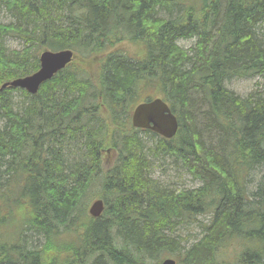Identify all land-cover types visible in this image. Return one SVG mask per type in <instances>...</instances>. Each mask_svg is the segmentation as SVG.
<instances>
[{
  "label": "trees",
  "instance_id": "16d2710c",
  "mask_svg": "<svg viewBox=\"0 0 264 264\" xmlns=\"http://www.w3.org/2000/svg\"><path fill=\"white\" fill-rule=\"evenodd\" d=\"M0 8L13 17L0 21V264H60V256L161 264L185 248L176 230L195 223L205 237L186 247L182 264H222L218 253L236 237L258 245L243 254L263 263L264 92L241 96L228 83L264 75V0H0ZM8 36L24 47L11 50ZM126 37L140 44L137 56L115 49ZM44 48L75 58L36 94L2 87L36 71ZM154 87L178 115L172 139L131 124L138 93ZM169 158L199 186L155 178V161ZM97 193L104 214L83 219ZM70 228L83 244L67 249L57 240Z\"/></svg>",
  "mask_w": 264,
  "mask_h": 264
},
{
  "label": "rangeland",
  "instance_id": "374dc122",
  "mask_svg": "<svg viewBox=\"0 0 264 264\" xmlns=\"http://www.w3.org/2000/svg\"><path fill=\"white\" fill-rule=\"evenodd\" d=\"M13 17L12 15L5 10L4 8H0V21H4L7 22L9 20H11ZM264 38V36H263ZM187 40H192V39H187ZM6 44L7 46L11 49H21L24 47L25 42L23 39L19 38V37H13V36H8L6 39ZM180 44L185 46V47H189L192 42L191 41H183L180 40ZM115 49L117 50H122L127 52L130 56H137V54L141 53V46L139 43L133 41L132 39H129L128 37L122 39L121 41L117 42V45L115 47ZM228 87L231 88L232 90H234L235 92H237V94L242 95H247L249 92L253 91L254 93L259 92V91H263L264 92V75H256L253 77H249V76H244V77H235L233 79H231L230 83H228ZM257 90V91H254ZM18 93V97L19 99L22 98V94L21 92L17 91ZM157 96L158 92L155 90V87L153 89H142L140 94L138 93L137 97L139 100H142L143 98L146 99L148 97H152V96ZM136 98V99H137ZM138 101V100H137ZM142 135L145 136L146 141L148 142V144H152L154 142V140H156V137H153L149 134H145L142 133ZM108 154H105V159L106 157L110 156V160L108 164H105V160H104V164L107 166H112L113 165V155H110V152H106ZM255 171V169L253 170ZM264 173V171H260V175L262 177V174ZM253 174V172H252ZM153 175L155 178L159 179L160 181H162L164 184L171 186L177 190H181V189H193L199 186L201 180L200 179H195L193 177V174L191 172H189L188 170L184 169V168H177L176 166V161L172 160V159H160V160H156L155 161V165L153 166ZM257 178H259V176H256ZM253 179V177H252ZM250 183L251 187L250 188H254V180L253 181H249L248 184ZM100 182H97V185L99 186ZM253 185V187H252ZM92 193L89 191V194ZM93 195V194H92ZM98 193L96 195L90 196L88 201L86 202L82 207H81V213L83 215V219H87L88 220V215H87V209L90 205V203L92 202V200L96 197H98ZM212 197V195L210 196ZM211 218V213H204V214H200L199 215V219H201L202 221L208 222V220ZM82 220V219H80ZM79 222H77L76 225H78ZM15 227V226H14ZM204 229H202L201 225L199 223H195L192 225H181L177 230H176V234H182L184 236V239H181L179 241V244L182 245L183 249H180L176 252V254H169L167 256L176 258L177 260H182L183 256L182 253L186 251V247L194 244V242H198L201 238V234L203 233ZM66 232V237L62 236L60 237V239H58V243L62 244L61 247H63V245L65 246V248L69 249L71 247L76 246L79 247L81 245V243L83 244L82 238L78 235V233L73 232L72 228L68 229ZM64 232V233H65ZM29 235H31L29 237V239H33L36 238V235L32 232H29ZM187 238L189 239L188 241ZM235 238H231L229 240H231V242L228 244H225L223 249L220 252V256L227 262H224L220 259H218V261H222L223 264H230L228 262L230 261H234L233 264L236 263H240V258L242 253L249 248L250 246L252 247H257L258 245L252 243L251 241H247L244 238H241L239 240L238 237H236L237 240H234ZM234 240V241H233ZM33 241H38V243H42L44 241V238H36ZM115 246H117L119 249H121L122 245H121V241L118 238H115ZM116 247V248H117ZM117 248V249H118ZM126 252V251H125ZM50 257L54 255V253H50ZM166 256V257H167ZM65 257L66 256H60V264H64L65 262ZM123 257V256H122ZM214 257V255H213ZM253 259L255 264H259L260 263V255L256 256V257H250V259ZM215 259V258H214ZM92 261V260H91ZM90 261V262H91ZM215 263V260H214ZM216 264V263H215ZM264 264V258H263V263Z\"/></svg>",
  "mask_w": 264,
  "mask_h": 264
},
{
  "label": "water",
  "instance_id": "95a60500",
  "mask_svg": "<svg viewBox=\"0 0 264 264\" xmlns=\"http://www.w3.org/2000/svg\"><path fill=\"white\" fill-rule=\"evenodd\" d=\"M74 58L75 54L71 49L54 51L45 48L39 55V69L31 74L12 79L4 83L2 87H21L35 94L44 81L66 67ZM132 123L135 127L151 129L167 138L173 137L179 127L177 116L162 98H155L136 105L132 113ZM103 203L102 199L96 198L90 205V216L98 218L104 210ZM163 264H175V260L168 258Z\"/></svg>",
  "mask_w": 264,
  "mask_h": 264
},
{
  "label": "flooded vegetation",
  "instance_id": "af4514ba",
  "mask_svg": "<svg viewBox=\"0 0 264 264\" xmlns=\"http://www.w3.org/2000/svg\"><path fill=\"white\" fill-rule=\"evenodd\" d=\"M204 237H205V235L204 234H201V238L200 239H202ZM245 258H246L245 262H247L248 264H251V263L253 264L254 263L252 259L248 258V256L247 257L246 256H243L242 259L240 260L241 261V264H244L245 263V262H243V260Z\"/></svg>",
  "mask_w": 264,
  "mask_h": 264
},
{
  "label": "bare ground",
  "instance_id": "6f19581e",
  "mask_svg": "<svg viewBox=\"0 0 264 264\" xmlns=\"http://www.w3.org/2000/svg\"><path fill=\"white\" fill-rule=\"evenodd\" d=\"M256 168V167H255ZM94 232V231H93Z\"/></svg>",
  "mask_w": 264,
  "mask_h": 264
}]
</instances>
